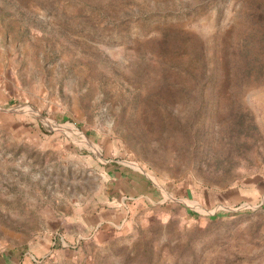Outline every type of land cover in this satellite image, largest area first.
Here are the masks:
<instances>
[{"label":"rangeland","instance_id":"rangeland-1","mask_svg":"<svg viewBox=\"0 0 264 264\" xmlns=\"http://www.w3.org/2000/svg\"><path fill=\"white\" fill-rule=\"evenodd\" d=\"M0 264H264V0H0Z\"/></svg>","mask_w":264,"mask_h":264}]
</instances>
